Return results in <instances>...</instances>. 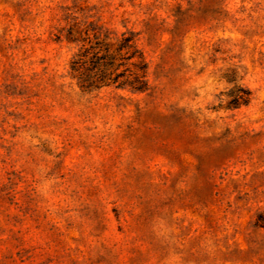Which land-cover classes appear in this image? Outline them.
I'll list each match as a JSON object with an SVG mask.
<instances>
[{
  "label": "rangeland",
  "instance_id": "374dc122",
  "mask_svg": "<svg viewBox=\"0 0 264 264\" xmlns=\"http://www.w3.org/2000/svg\"><path fill=\"white\" fill-rule=\"evenodd\" d=\"M76 26L149 90L84 92ZM0 264H264V0H0Z\"/></svg>",
  "mask_w": 264,
  "mask_h": 264
},
{
  "label": "trees",
  "instance_id": "16d2710c",
  "mask_svg": "<svg viewBox=\"0 0 264 264\" xmlns=\"http://www.w3.org/2000/svg\"><path fill=\"white\" fill-rule=\"evenodd\" d=\"M74 27L69 40L82 44L72 62V75L84 92L116 86L134 93L149 90V66L133 34H125L114 46L98 41L88 47V39Z\"/></svg>",
  "mask_w": 264,
  "mask_h": 264
}]
</instances>
